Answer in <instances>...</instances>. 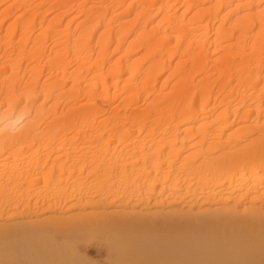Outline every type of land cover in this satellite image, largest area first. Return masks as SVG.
Instances as JSON below:
<instances>
[{
    "label": "bare ground",
    "instance_id": "6f19581e",
    "mask_svg": "<svg viewBox=\"0 0 264 264\" xmlns=\"http://www.w3.org/2000/svg\"><path fill=\"white\" fill-rule=\"evenodd\" d=\"M10 116L0 264H264V0H0Z\"/></svg>",
    "mask_w": 264,
    "mask_h": 264
},
{
    "label": "clouds",
    "instance_id": "9594fccd",
    "mask_svg": "<svg viewBox=\"0 0 264 264\" xmlns=\"http://www.w3.org/2000/svg\"><path fill=\"white\" fill-rule=\"evenodd\" d=\"M15 116H10L7 119L0 120V134L13 133L19 125L15 123Z\"/></svg>",
    "mask_w": 264,
    "mask_h": 264
},
{
    "label": "rangeland",
    "instance_id": "374dc122",
    "mask_svg": "<svg viewBox=\"0 0 264 264\" xmlns=\"http://www.w3.org/2000/svg\"><path fill=\"white\" fill-rule=\"evenodd\" d=\"M90 254H92V257L97 258L96 253H94L92 250L90 251Z\"/></svg>",
    "mask_w": 264,
    "mask_h": 264
}]
</instances>
